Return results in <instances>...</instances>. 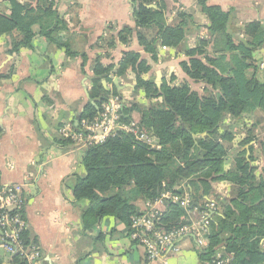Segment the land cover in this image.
<instances>
[{
  "label": "trees",
  "instance_id": "1",
  "mask_svg": "<svg viewBox=\"0 0 264 264\" xmlns=\"http://www.w3.org/2000/svg\"><path fill=\"white\" fill-rule=\"evenodd\" d=\"M131 1L135 24L155 31L150 37L137 34L139 44L154 60L158 45L176 47L191 28H197L192 15L186 11H177L173 21L168 22L164 8L147 7L157 0ZM8 2L7 12L0 11V35L9 36L10 53L28 47L36 34L64 46L57 35L66 27L55 0ZM198 4L209 22L208 31L224 34L229 13L208 5L206 0H198ZM131 33L130 28L123 27L118 38L126 42ZM243 34L253 50L263 47L264 27L259 22L246 23ZM224 38L230 50L241 48L245 52L241 58L234 55V64L227 62L223 55L199 58L208 44L207 39L201 38L195 47L185 51L189 59L180 63L187 76L209 86L201 95L192 91L186 82L173 87L162 84L158 88L151 79L143 78L149 65L139 53L124 52L116 74L124 76L128 70L133 71V94L141 89L155 100L148 105L124 100L120 122L135 121L157 137L160 148H150L118 130L103 143L83 149L80 164L84 173L77 175L72 191L74 201L85 202L80 210L82 232L91 230L105 217L125 224L129 231L130 217L139 213L136 201H152L166 191L179 195L187 191L203 209L207 199H211L212 184L226 181L231 185V194L213 196L216 208L209 218L208 244L201 257L204 261L210 260L222 243L225 254L232 256L231 264H264V164H255L258 156L253 150V144H258L264 156V140L257 142L254 134L258 122L243 126L241 138H237L236 127L226 122L256 110L264 118V74L262 78H257L255 72L248 76V68L257 69L251 50L242 44L234 45L227 34ZM114 67L104 66L96 59L93 73L106 76ZM2 78L0 74V82ZM93 84L90 96L99 99L85 106L80 119L95 116L110 96H121L116 89L112 92L102 89L98 78L93 79ZM246 145L248 155L243 148ZM229 155L231 163L226 167ZM189 223L187 211L178 202L163 200L158 225L171 230ZM23 237L25 243H34L28 231ZM4 261L0 256V264ZM7 262L27 264L17 254L10 255Z\"/></svg>",
  "mask_w": 264,
  "mask_h": 264
},
{
  "label": "crops",
  "instance_id": "2",
  "mask_svg": "<svg viewBox=\"0 0 264 264\" xmlns=\"http://www.w3.org/2000/svg\"><path fill=\"white\" fill-rule=\"evenodd\" d=\"M55 2L66 27L57 35L64 46L36 34L28 47L10 53L9 36L0 35V74L3 76L0 82V182L20 188L28 234L41 251L40 264H76L78 258H81L79 264H206L201 253L208 240L205 246H200L191 234L177 242V251L168 248L160 259L148 261L144 248L130 238L126 225L112 217H105L91 230L82 232L80 210L85 202L74 201L72 191L77 175L84 173L80 164L83 148L64 141L58 129L68 122L76 127L79 122L76 123V119H80L85 106L99 99L90 96L95 78L99 79L102 89L109 92L116 89L127 102L148 105L155 100L141 89L133 94V71L128 70L124 76L116 74L117 64L126 51L137 52L146 61L149 70L143 78L151 79L156 86L160 81L158 88L162 84L173 87L186 82L192 91L201 95L209 86L191 79L182 70L181 61L189 59L185 51L195 47L198 38L207 39L205 52L199 58L223 55L227 62L234 64V55L241 58L245 52L241 48L230 50L224 38L227 34L234 45L242 44L251 50L257 69L248 68L246 74L255 72L257 78H262L259 63H264V45L253 50L243 34V27L252 21L264 27V0H206L208 5L229 13L224 34L208 31L209 22L198 0H157L149 4L155 9L164 8L168 22L173 21L177 11H186L197 26L191 28L176 47L163 49V45H158L156 60L137 38L138 33L150 37L155 31L135 24L131 0ZM8 8V0H0V11L7 12ZM123 27L132 31L126 42L118 38ZM96 59L104 66L115 67L106 76H95ZM226 122L236 127L237 138L244 136L243 126L258 122L254 134L257 142L264 140V118L260 110L243 113L239 119ZM243 148L248 155V145ZM253 150L258 156L255 164L263 166L260 146L253 144ZM230 163L229 155L226 167ZM212 188L214 201L215 195L228 197L231 194V185L226 181L214 182ZM136 204L139 211L144 208L143 200L138 199ZM195 217L191 216V220ZM215 253H225L222 243L215 248ZM0 256L5 260L3 263L8 264L10 255L0 249Z\"/></svg>",
  "mask_w": 264,
  "mask_h": 264
},
{
  "label": "built area",
  "instance_id": "3",
  "mask_svg": "<svg viewBox=\"0 0 264 264\" xmlns=\"http://www.w3.org/2000/svg\"><path fill=\"white\" fill-rule=\"evenodd\" d=\"M164 49L165 46H162ZM259 69L264 74V63H259ZM124 103L121 95H112L102 102L98 113L92 118H82L76 128L71 123H63L58 131L63 139L80 148H87L103 143L113 137L118 130H122L136 141H141L150 148L158 149L160 145L157 137L145 131L135 121L120 122V109ZM12 167V164H9ZM170 199L178 202L190 218V223L164 230L158 225L163 210V200ZM192 198L187 191L183 194L163 192L152 201H144V208L138 214L130 217L129 236L138 245L144 248L145 258L148 261L160 259L163 253L171 248L178 250L177 242L191 234L198 245L207 244L206 235L209 232V211H214L216 202L207 199L205 207L199 210L192 205ZM24 198L18 186L3 185L0 182V248L7 254H17L26 260L27 264H40L41 251L34 243L24 242V232L28 231V224L24 217ZM196 217L191 220V216ZM264 248V244H262ZM232 256L225 253H215L206 264H231Z\"/></svg>",
  "mask_w": 264,
  "mask_h": 264
},
{
  "label": "water",
  "instance_id": "4",
  "mask_svg": "<svg viewBox=\"0 0 264 264\" xmlns=\"http://www.w3.org/2000/svg\"><path fill=\"white\" fill-rule=\"evenodd\" d=\"M151 6H153V5H147V7H151ZM240 41H241L244 45L248 46L247 43H246V41H245L243 38H241ZM249 47H250V46H249ZM157 86H158V87L160 86V81L157 82ZM120 87H121V86H120ZM120 87H119V88H120ZM118 90H119V89H118ZM95 101H98V99L93 100L92 103H94ZM78 121H79V118L76 119V123H77ZM192 205H194V206H196V207H198V208L201 209V207L199 206V204H198L197 202H195V201L192 202ZM213 213H214V211H212V210L209 211V215H210V216H211ZM3 264H6V263H3Z\"/></svg>",
  "mask_w": 264,
  "mask_h": 264
},
{
  "label": "rangeland",
  "instance_id": "5",
  "mask_svg": "<svg viewBox=\"0 0 264 264\" xmlns=\"http://www.w3.org/2000/svg\"><path fill=\"white\" fill-rule=\"evenodd\" d=\"M1 249V248H0Z\"/></svg>",
  "mask_w": 264,
  "mask_h": 264
}]
</instances>
